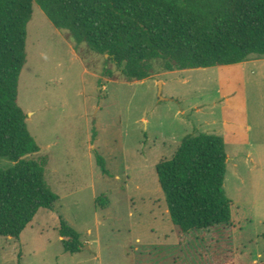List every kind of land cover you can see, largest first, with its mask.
<instances>
[{
	"label": "rangeland",
	"instance_id": "1",
	"mask_svg": "<svg viewBox=\"0 0 264 264\" xmlns=\"http://www.w3.org/2000/svg\"><path fill=\"white\" fill-rule=\"evenodd\" d=\"M17 104L59 196L19 240L0 237V264L264 263V58L163 72L129 82L106 56L75 47L33 2ZM221 136L228 225L182 233L171 223L155 165L187 135ZM95 152L107 165L103 174ZM14 163L0 158V169ZM80 236L64 252L59 220Z\"/></svg>",
	"mask_w": 264,
	"mask_h": 264
},
{
	"label": "trees",
	"instance_id": "2",
	"mask_svg": "<svg viewBox=\"0 0 264 264\" xmlns=\"http://www.w3.org/2000/svg\"><path fill=\"white\" fill-rule=\"evenodd\" d=\"M79 47L107 57L129 82L160 71L229 66L264 58V0H0V237L19 240L39 209L59 200L45 180V161L17 104L26 62V26L33 2ZM96 165L108 174L105 159ZM227 154L221 136H185L173 156L155 165L173 226L182 233L228 225L231 201L223 183ZM64 252L83 248L79 234L60 219ZM264 264V263H260Z\"/></svg>",
	"mask_w": 264,
	"mask_h": 264
},
{
	"label": "crops",
	"instance_id": "3",
	"mask_svg": "<svg viewBox=\"0 0 264 264\" xmlns=\"http://www.w3.org/2000/svg\"><path fill=\"white\" fill-rule=\"evenodd\" d=\"M241 64V63H240Z\"/></svg>",
	"mask_w": 264,
	"mask_h": 264
}]
</instances>
